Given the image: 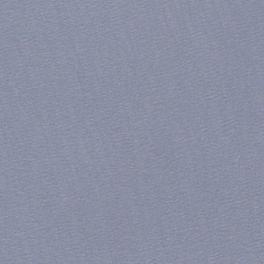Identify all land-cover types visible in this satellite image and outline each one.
Masks as SVG:
<instances>
[{
	"label": "water",
	"instance_id": "obj_1",
	"mask_svg": "<svg viewBox=\"0 0 264 264\" xmlns=\"http://www.w3.org/2000/svg\"><path fill=\"white\" fill-rule=\"evenodd\" d=\"M0 264H264V0H0Z\"/></svg>",
	"mask_w": 264,
	"mask_h": 264
}]
</instances>
